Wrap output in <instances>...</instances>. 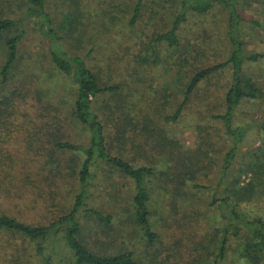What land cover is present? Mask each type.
<instances>
[{
  "label": "trees",
  "instance_id": "16d2710c",
  "mask_svg": "<svg viewBox=\"0 0 264 264\" xmlns=\"http://www.w3.org/2000/svg\"><path fill=\"white\" fill-rule=\"evenodd\" d=\"M71 1L67 9L59 10L61 17L58 19L48 9L49 5H54L51 0L49 4L47 0H27L29 6L19 20L12 16L0 15V81L5 83L9 80L12 71L19 65L18 45L24 32L15 29L16 23L23 16V19H33L42 43L46 46L45 54L55 70L53 74L57 75V79L67 78L69 81L67 88L70 94L67 97L72 99L69 103L70 116L73 126L84 133L78 142L69 138L64 118L60 116L64 113L62 107L65 106L63 93L57 102H46L47 114L41 116L45 118L41 122L45 125L43 132L42 128H37L34 124L28 127L27 123L19 119L18 115L13 113L17 108L14 111L2 110L0 100V197L11 194V190L4 185L14 186L18 176L28 170L26 164L34 160L32 151L38 143L42 151L45 145L49 147L45 157L46 164L43 166V169L47 170L46 176L55 175L56 181L59 179L56 188L59 182L64 184V193L70 201L69 209L57 214L48 224L26 223L9 212L8 214L0 211V229L39 241L40 253L44 250L41 243L52 240L55 245L61 241L70 251L72 264H164L166 261L162 254H165V257L176 256L183 239L187 243L191 240L196 242L192 239V232L198 241L195 251L188 252L192 258L190 264H200L201 261L206 264L207 256H212L210 264H264V221L260 216L251 215L245 208L252 200L264 197V153L258 149L248 150L249 159L242 161L239 169H233L236 151L247 132L242 126H233L234 112L244 100L264 98V86L244 69L246 62L255 61L262 57V54H244L240 24L246 20L240 10V0H180L181 10L172 16L171 27L163 32L154 31L148 36V41L143 40L148 45L133 54L137 72L149 69L160 62V48L163 43L168 46L178 44L177 32L180 24L186 20V9L205 14L213 7L219 6L226 12L225 35L231 48L230 55L223 61L197 69L185 84L182 99L175 106L174 113L165 117L166 120H175L202 81L229 67L231 81L224 93L222 108H211L210 116L221 120L225 128L224 134L231 139V146L222 157L220 169L217 170V183L212 189H215V192L207 197L208 200L205 199L206 195L201 196L193 190L201 186L206 188L205 176L213 172L206 151L214 146L210 144L208 134L205 135L198 129L200 136L196 150L182 149L181 145L167 138L164 141L162 134L150 126V122H153L151 118L163 112L161 106L152 99H142V93L124 100L123 93L129 90L131 83L121 80L120 76L113 78L104 73L111 64V58L97 53L91 47L92 44L85 48L89 38L96 41L101 38L102 34L97 33L102 31L101 23L105 31L110 29L107 28L109 24L114 27L115 22L122 33L126 28L135 30L144 0H135L131 4L128 12L131 15L126 25L123 20L121 22V19L109 15L114 6L105 0L95 13L100 14L96 17L99 21L90 28V31L95 32H87L81 26L83 16L79 18V2ZM122 10L124 7H121L120 12L125 13ZM93 11L94 8L85 15H91ZM9 15H12L11 12ZM85 35L86 43L82 40ZM66 37H70L76 44L67 47L64 43ZM105 37H108L107 33ZM98 47L101 49L103 46ZM116 47L130 48L126 42L120 41ZM100 63L108 65L105 67ZM113 72L111 69L112 74ZM137 75L135 84L139 88L144 84L141 75ZM42 95L44 96L41 101L49 94L43 91ZM29 101L27 98L24 104L27 105ZM260 127L264 130V123ZM138 132L144 147H141L138 155L146 156L148 160L154 158L152 164L148 160L136 163L130 154L128 144ZM18 145L23 146L21 152L25 163L21 160L22 169H17L10 157L15 150L9 147L16 148ZM145 145L155 153L150 155V152L147 156ZM139 146L137 148L140 149ZM63 153H70L72 159L64 160ZM158 153L161 154L160 157H156ZM225 175H229L231 179L219 191ZM118 176L125 179V182L119 181ZM243 176H248V180L242 182ZM66 178L69 181L65 182ZM195 179L202 183L195 182ZM66 185L69 186L68 191ZM102 186H105L104 195L98 196L99 205H95L93 188L101 189ZM167 189H170L176 202H179L181 210L170 214L172 222L179 220L178 215L181 214H186L184 216H187V220L180 224L182 230L179 238H170V247L163 250L162 247H154L156 241L166 235V230L170 235L175 232L166 227V224H162L158 230V221L151 216L153 209L166 210L165 206H161L160 200L158 202L154 199L153 194L158 192L162 193L163 197L167 196L163 193L168 192ZM60 192L56 190L55 194ZM196 195L199 196L198 199ZM212 207L218 210L220 223H213L211 231L204 228L209 220L202 226L201 218L207 217L203 209ZM83 218L95 219L101 233H108L112 240L100 242V249L91 248L84 239ZM162 219L164 223L168 222L165 217ZM125 230L130 231L131 235L139 232L140 235L138 238L133 237L132 243L125 239L121 241ZM116 236L124 248L118 247ZM112 242L116 246L113 251H108ZM194 252L198 255L197 259H193ZM200 255L203 258L199 260ZM42 261L43 264H50L51 258L44 256Z\"/></svg>",
  "mask_w": 264,
  "mask_h": 264
},
{
  "label": "rangeland",
  "instance_id": "374dc122",
  "mask_svg": "<svg viewBox=\"0 0 264 264\" xmlns=\"http://www.w3.org/2000/svg\"><path fill=\"white\" fill-rule=\"evenodd\" d=\"M47 1L49 4V0ZM51 1L54 2V5H49L48 9L56 19L61 17L59 10L67 9L68 4L72 2L71 0ZM104 1L105 0H78L80 6L79 18L83 16L80 21L81 26L85 28L87 32H95L90 31V28L93 27L92 25H94L95 22L99 21L96 17L100 14L95 15V13L98 12ZM106 1L114 6V10L109 15L121 19V22L123 20L126 25L131 15V13H128L130 11L129 9H131L130 6L135 0ZM143 3L144 5L141 7L140 11V18L137 20L134 27L135 30L126 28L122 33L115 22L114 27H111L109 24L107 28L110 29L105 31L102 25L103 23H101L102 31L100 30L97 33L100 35L102 34L103 37L101 36L97 41L89 38V43H87L85 48L87 49L90 47L89 44H92L91 47L97 53L104 54L111 58V64L104 73L111 75L110 77L113 78L120 76V78H122L121 80L131 83V89L129 88L128 91H124L123 93L122 98L124 100H129L130 96H139V94L142 93V96H140L142 99L144 97L152 99L159 107L161 106L163 112L160 115L153 116L151 118L153 122H150V120L149 122L151 127H155L153 130L162 134L164 141L165 138H167L181 145L182 149L196 150V143L200 136L198 129H201L205 135L208 134L210 144L214 146L212 149H209V151H206L209 156L208 163L209 166L212 167L213 172L205 176L206 188L201 186L200 188L193 189L195 193L201 196L206 195L205 199L208 200L207 197L215 192V189H212L217 183V177L219 176L217 170L220 169L222 157L231 146V139L224 134L225 128L221 120L214 119L210 116L211 108L214 107L216 110H221L222 108L221 102L231 81V71L229 67L219 70L210 78L202 81L199 87L192 93L181 114L175 120H166L165 117L171 116L174 113L175 106L182 99L185 84L197 69L223 61L230 55L231 48L225 35L227 15L219 6L213 7L205 14H198L190 9H186V20L180 24L177 32L178 44L175 46H168L166 43H163L160 48V62L153 67H149V69L139 70L137 72L136 63L133 62V54L148 45L147 42L144 43L143 40L148 41V36H151L154 31L163 32L169 29V27H171L170 21L172 16L179 13L181 10L180 0H144ZM27 6H29L27 0H0V15L12 16L19 20L18 18L21 14L23 15ZM121 7H124L122 11L125 13L120 12ZM92 8H94V11L91 15H85V13H89L88 11ZM240 10L246 20L240 24V35L243 41L244 54H262V57L257 60L246 62L244 69L260 85L264 86V0H240ZM2 11L3 13H1ZM10 12L12 15H9ZM103 16L104 15H102V17ZM23 17L16 23L15 28L16 30L18 28L19 31L23 30L24 32L22 40L18 45L19 65L12 71V77H10L9 80L5 83L0 81L2 110L14 111L17 108V111L13 113L17 114L19 119L25 122V124L27 123L28 127L34 124L37 128H42L43 132L45 125L44 122H41L45 118L41 116L47 114L45 107L46 102H57L63 93L65 97L63 99V104H65V106L62 107L64 113L60 116L64 118L66 132L70 135L69 138L78 142L81 134L84 133L81 129L73 126V119L70 116L69 103L72 99L67 97L70 94L67 88L69 81L67 78L57 79V75L55 73L53 74L55 70L45 54L46 46L42 43L40 34L34 25V20L23 19ZM120 27L123 28V26ZM104 31L107 33L108 37H105ZM99 34L96 35L100 37ZM121 36L123 37L120 39ZM86 39L87 37L85 35L84 39H82L84 43H86ZM119 41L126 42L130 48H117L116 46ZM64 43L67 47H72L76 44L70 37H66ZM101 45L103 46V50L98 47ZM114 49L116 51L113 52ZM75 50H77V47H75ZM95 56L97 55L95 54ZM100 64L105 67L108 65V63L105 65L104 63ZM1 65L2 56L0 55V66ZM111 69L114 70L113 74L111 73ZM137 74L141 75L144 84L139 88L136 87L135 84V79L138 77ZM69 88L72 87L69 86ZM43 91L45 93L47 92L49 95L45 100L41 101V97L44 96L42 95ZM27 98L30 101L25 105L24 102ZM148 112H150V110ZM263 123L264 98L252 101L244 100L236 108L233 117V126H242L247 132L236 151L233 169H239L242 161L246 162V160L249 159V151L260 150V152L264 153V130L260 127ZM137 146H139L140 149L137 148ZM141 147L144 148L141 143L140 132H138L134 136L133 141L128 144L130 154L134 157L136 163H143L148 160L146 156L138 155ZM145 147L147 156L150 152V155L155 153L150 150L149 146L145 145ZM9 148L15 150L10 156L15 163V167L17 169H22L20 162L22 160L21 149H23V146L18 145L16 148ZM48 148L49 147L45 145L42 151L40 145L37 143V146L34 147L32 151L34 160L26 164L28 170L24 174L18 176V179H16L13 184L14 186L4 185V187L11 190V194L9 196L2 194L4 198L0 197V211L9 212L26 223L39 225L48 224L57 214L69 209L70 201L69 197L64 193V184L59 182V186L56 188V182L59 179L56 181L55 175L51 177L46 176L47 170L43 169V166H45L44 164H46L45 157ZM70 155V153H63L62 158L64 160L69 158L72 159V155ZM160 155L161 154L158 153L156 157H160ZM148 161L152 164L154 158H150ZM229 175H225L222 179L219 191H221L222 186L227 184L231 179ZM118 177L119 181L125 182V179L120 176ZM247 180L248 176L242 177V182ZM64 181L67 182L69 179L66 178ZM195 182L202 183L200 180L196 181V179ZM1 187H3V185ZM104 187L101 189L99 187L93 188L95 205H99L98 196L104 195ZM68 189L69 186L66 185V190L68 191ZM56 190H60L61 192L55 194ZM167 190L168 192H163L167 195L164 197L162 193L158 194V192H154V199L158 202L160 200L161 206H165L166 210L156 209L155 211L153 209V214L151 216L152 219L158 221V230L161 229L162 224H166V227H170L172 232H175L170 235L167 233L168 230H164L166 235L161 236V239L156 241L157 243L154 247H162L163 250L166 247H170V238H179L180 230H182L180 224L187 220V216H184L186 214H181L180 216L178 215V221L172 222L170 214L173 211L181 210L179 209V202H176L170 189ZM196 198L198 199L199 196L196 195ZM245 208L249 210L251 215L260 216L259 218L264 221V197L258 200H252ZM204 210L206 216L211 219L207 217L203 219L201 216L202 226L205 225V221L209 220L206 223L208 227L205 226L204 228L212 231V224L215 222L220 223L218 210H216V207L205 208L203 211ZM183 216L184 218H182ZM163 217L168 219L167 223H164ZM82 224L84 226V239H86L91 248L95 250H97V248L100 249V242L112 240V238H109L111 236L108 235V233H101V228L95 219L83 218ZM123 234L124 236L120 238V240L125 239L132 243L134 241L133 237L138 238L140 232L131 235L130 231L125 230ZM191 235L194 237L192 239H195L196 242L191 240L187 243L186 240L183 239L182 243L180 242V251L176 256L165 257V254H162V258L166 261L164 264H190L189 262L192 261V258L189 257L188 252L195 251L198 241V238L195 237V233L192 232ZM115 239L119 248L125 247L121 242L122 240L120 241L117 239V236ZM38 242L37 240H30L19 234L0 229V264H43L42 260L44 256H50V264H72L73 260L70 251L65 247L63 242L60 241L55 243V245L52 240L43 244L41 243L44 247L42 253L38 251ZM115 246L114 242H112V245L108 246V251H113ZM198 247L200 246L198 245ZM194 256L193 259L198 258L195 252ZM202 258V255H200L199 260ZM205 260L206 264H210L212 256H207ZM200 264H203L202 261Z\"/></svg>",
  "mask_w": 264,
  "mask_h": 264
}]
</instances>
